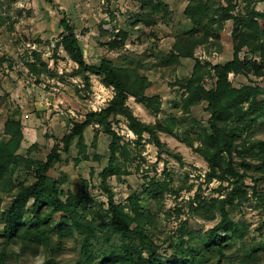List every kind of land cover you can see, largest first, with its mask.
Here are the masks:
<instances>
[{
	"label": "trees",
	"instance_id": "obj_1",
	"mask_svg": "<svg viewBox=\"0 0 264 264\" xmlns=\"http://www.w3.org/2000/svg\"><path fill=\"white\" fill-rule=\"evenodd\" d=\"M132 1L139 5L130 23L134 29L142 25L151 30L161 14L164 18L173 14L170 4L163 0ZM244 1L247 4L243 12H236L234 0H187L184 14L190 25L176 34L173 52L162 62L171 68L179 65L181 58L196 60L192 75L175 82L183 90L177 103L187 115L191 107L205 103L211 117L208 127L194 118L184 121L186 140L190 145L200 142L197 151L208 164L207 180L228 182L232 188L222 199L208 200L197 196L190 207L192 212L208 218L218 212L221 217L218 224L201 233L191 230L187 222H183L176 236H167L159 244L160 238L155 234L157 218L149 208L141 206L138 197L130 198L134 203L133 213L115 203L108 178L126 173L116 161L119 153L128 151V145L122 144L125 136L114 128L119 123L118 117L128 122L137 144L148 134L149 140L158 148L163 145L160 133H174L175 124L180 125L182 120L173 118L154 123L140 120L128 104L131 97L155 113L162 111L160 96L146 94L152 81L140 72L144 62L118 67L104 57L99 64H89L76 29L64 15L59 23L63 31L56 47L66 51L77 65L75 74L85 76L88 87L89 75H100L104 85L113 88L115 94L102 110L89 112L83 120L72 122L69 133L44 159L33 158L31 153L35 146L26 154L19 153L24 139L23 125L18 119L7 120L5 133L8 138L0 141V220L3 224L0 264H20L16 256L21 259L44 256L46 264H61L71 249L70 241L75 243L73 249L79 251V264H254L263 259L264 239L257 241L251 236L247 223L231 217V208L248 197L245 180L252 178L256 183L264 182V139L256 138L253 130L264 126V89L254 84L235 87L229 79L231 74L264 76V11L253 7L251 0ZM227 21L233 22V59L214 66L202 63L195 56L196 50L205 46L220 52ZM112 36L108 44L114 49L124 45L130 34L121 30ZM245 49L252 54L251 58L240 56ZM33 54L35 60H26L25 65L39 80L48 71L47 64L40 54L35 51ZM206 75L214 77L211 88L204 84ZM190 123H199L196 137L189 136ZM97 124L111 136V154L99 173L102 185L109 192V203L105 216L96 213L91 217L94 208L89 194L66 192L62 188L66 175L55 178L52 172L63 162V153L69 154L76 141L79 151L76 163L100 159L99 155L87 153L84 140L86 130L93 126L96 143L100 131L94 126ZM252 163L260 168L254 170ZM254 171L261 176H254ZM21 172H27L34 181H20L18 174ZM165 184L154 180L146 192L156 199L161 198ZM5 195L11 197V202L3 208ZM253 195L264 207V192L255 187ZM164 244L168 246L167 250L163 249Z\"/></svg>",
	"mask_w": 264,
	"mask_h": 264
},
{
	"label": "rangeland",
	"instance_id": "obj_2",
	"mask_svg": "<svg viewBox=\"0 0 264 264\" xmlns=\"http://www.w3.org/2000/svg\"><path fill=\"white\" fill-rule=\"evenodd\" d=\"M163 1L170 4L173 14L167 18L161 14L157 25L148 30L142 25L135 29L131 27L134 14L139 10V5L132 0H53L52 3L47 0H0V141L8 138L5 133L7 120L18 119L24 133L19 153L26 154L30 147L35 146L31 153L33 158L44 159L69 133L72 122L83 120L89 112L102 110L113 98L114 90L104 85L102 76L89 75L88 87L85 76L75 74L77 65L66 51L56 47L63 31L59 23L64 15L76 29L89 64H99L104 57L118 67L144 62L140 72L152 81L146 94L160 96L162 111L155 113L131 97L128 104L140 120L147 123L173 118L182 120L180 125L175 124L174 133H160L163 142L160 148L149 140L148 134L144 135L142 143L137 144L136 136L123 117H118L119 123L114 125L125 136L122 144L128 145V151L119 153L116 161L121 171L126 173L109 177V189L115 195V203L124 205L129 213H133L134 206L130 198L135 196L144 209L149 208L155 214L158 222L155 234L160 238L159 244L167 236H176L183 222H187L191 230L201 233L216 226L221 218L218 212L213 218H208L192 212L190 204L197 196L208 200L225 198L232 188L228 182L207 180L208 164L197 151L200 142L190 145L186 140L184 121L194 118L208 127L211 114L205 103L191 107L188 115L177 103L183 90L175 82L192 75L196 60L181 58L179 65L171 68L162 64L163 58L173 52L176 34L190 25L184 14L187 0ZM251 2L257 10L264 11V0ZM234 4L236 12H243L247 3L234 0ZM232 28L233 22L227 21L220 52L203 46L196 50L195 56L211 66L232 60ZM121 30L129 32V38L119 48H110L108 41L113 38L112 34ZM34 51L47 64L48 71L39 80L25 65L26 60H35ZM240 56L251 58L252 54L245 49ZM208 70H211L210 67ZM204 78L205 86L211 88L214 77L206 75ZM229 79L235 87L254 84L264 89V76L231 74ZM199 123L188 125L190 137H196ZM94 126L100 129L96 143L93 126L86 130L84 140L87 153L99 155L100 159L76 163L75 158L79 156L76 141L69 154L63 153V162L52 172L55 178L66 175L67 180L62 186L66 192L71 190L81 194L85 191L89 194L94 208L91 217L96 213L105 216L108 210L109 192L102 185L99 173L107 165L111 154V136L98 124ZM253 130L256 138L264 139V126L254 127ZM246 162L250 163L249 160ZM259 166L253 165V169ZM253 174L261 176L257 172ZM18 179L27 183L34 181L27 172L19 173ZM154 180L167 183L162 187L163 197L158 199L146 192ZM245 187L248 197L231 208V217L247 223L251 236L260 241L264 239V207L259 205L253 191L257 187L258 191L264 192V182L256 183L247 178ZM10 202L11 197L5 195L3 208ZM2 227L0 220V230ZM69 246L71 249L64 255L61 264H79L80 255L73 249L74 241H70ZM162 246L167 250L166 244ZM15 259L20 264H46L44 256L26 259L16 256ZM254 264H264V256Z\"/></svg>",
	"mask_w": 264,
	"mask_h": 264
}]
</instances>
